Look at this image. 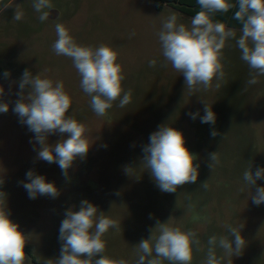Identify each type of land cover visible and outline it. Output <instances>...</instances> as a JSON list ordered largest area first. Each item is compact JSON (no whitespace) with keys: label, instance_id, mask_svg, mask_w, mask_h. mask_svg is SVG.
I'll use <instances>...</instances> for the list:
<instances>
[{"label":"rangeland","instance_id":"1","mask_svg":"<svg viewBox=\"0 0 264 264\" xmlns=\"http://www.w3.org/2000/svg\"><path fill=\"white\" fill-rule=\"evenodd\" d=\"M3 2L8 7L0 10V87L4 90L0 102L7 103L9 110L0 113V191L6 193L10 219L25 233V248L31 249L36 261L46 264L51 259L55 264L66 211H79L87 200L97 207V215L103 212L121 221L119 229L110 228L102 236L104 255L112 259L135 264V246L150 238L157 221L171 219L172 226L197 234L200 244L193 246L191 264H205L209 237L233 239L226 225L241 227L246 246L232 257L217 248L220 264H264V203L257 206L251 198L257 187H264V179L252 188L243 179L247 168L253 173L264 168V76L257 77L254 85L247 83L250 69L241 59L236 40L227 41L223 49L221 87H215L214 79L212 88L201 87L193 93L162 55L158 33L164 20L173 12L179 23L190 25L191 20L171 7L157 11L154 0H51L49 18L41 22L33 0ZM17 9L23 12L19 21L13 19ZM58 23L70 30L78 44L93 48L105 44L118 51L117 62L125 77L122 87L131 90L130 103L120 107L115 101L105 116L93 112L72 60L52 48ZM152 59L157 61L155 67H149ZM26 69L32 76L41 73L54 82L62 81L72 100L66 115L88 129L89 151L74 161L67 176L57 163L37 159L40 146L35 134L13 110ZM29 91L27 86L24 95ZM205 103L216 115L214 125L201 123ZM197 112L195 120L188 115ZM165 124L183 133L185 146L199 164L197 181L178 187L175 193L162 192L143 161L150 135ZM213 130L218 133L215 137ZM67 135H49L48 144L55 145ZM214 152L218 163L210 160ZM29 170L54 183L59 195L29 198L21 184L29 182ZM25 254L26 264H34Z\"/></svg>","mask_w":264,"mask_h":264},{"label":"clouds","instance_id":"2","mask_svg":"<svg viewBox=\"0 0 264 264\" xmlns=\"http://www.w3.org/2000/svg\"><path fill=\"white\" fill-rule=\"evenodd\" d=\"M200 11L190 20V25L179 23L177 13H171L163 22L158 33L164 60L172 68L181 73L186 89L196 92L199 88L205 91L213 86V80L218 81L217 89L223 80V49L226 42L232 39L241 51V59L250 69L249 85L258 83L257 77L264 76V0H196ZM33 9L40 13L39 20L46 21L49 11L53 8L51 0H33ZM8 7L0 0V10ZM233 7H238L234 19L242 24L240 35L237 30L227 27L224 22L213 20L216 13H227ZM23 12L16 10L13 17L19 21ZM56 40L52 45L57 55L68 57L80 76V87L91 98L90 106L97 116H105L113 103L119 100V106L124 107L131 102V90L125 91L122 81L125 79L123 68L117 62L118 51L101 44L98 47L78 44L63 24L55 25ZM134 34V33H133ZM157 61H149V67H155ZM166 66V65H165ZM10 73L4 72L8 77ZM30 86L25 96L23 90ZM20 99L15 102L14 112L20 122L28 126L35 134L39 143L37 159L57 163L62 173L67 176L68 169L77 158L86 157L90 143L87 138V127L73 116L66 115L71 108L72 100L65 91L62 81H53L42 77L41 73L32 76L25 70L19 82ZM0 87V95H3ZM9 105L0 102V113H7ZM201 123L215 124L216 115L212 107L205 103ZM195 120L199 113H188ZM68 134L66 139L49 145L47 137L52 134ZM218 133L213 130L211 136ZM144 165L151 172L157 186L162 192L175 193L178 187L187 183H195L199 172V164H195L196 156L185 146V138L180 130L168 125H161L150 135V142L143 147ZM210 160L218 163L217 152L210 154ZM211 167V165H210ZM131 169H127L129 172ZM29 182L21 181L28 192L29 198L47 195L56 198L59 191L54 183L46 177L29 170L26 173ZM243 179L252 188L256 181L264 179V168H257L255 173L251 167L243 172ZM3 180H0V184ZM208 187V181L202 184ZM254 204L264 203V187H257L252 197ZM92 203L84 200L79 211L69 208L59 229V239L62 241L61 253L55 264H129L124 259H112L104 255L106 241L102 236L110 228L119 229L121 221H116L99 212ZM151 218V214H150ZM168 222L157 221L154 229H150L149 239H143L135 246L138 259L135 264H191L193 246L200 244L196 232L182 231L178 226ZM229 235L209 237L207 258L205 264H220L216 249L232 257L239 256L246 246L241 235V227L226 225ZM26 235L20 226L10 219L7 207L6 193L0 191V264H26ZM197 250L198 247H197ZM99 256L98 259L95 257ZM46 264H52L48 259Z\"/></svg>","mask_w":264,"mask_h":264},{"label":"crops","instance_id":"3","mask_svg":"<svg viewBox=\"0 0 264 264\" xmlns=\"http://www.w3.org/2000/svg\"><path fill=\"white\" fill-rule=\"evenodd\" d=\"M164 4V7H171L173 10L178 11L181 15H184L185 17L192 19L193 16H190L186 13H183L181 9H190L194 12L200 11L199 5L197 4L196 0H167ZM155 2V0H154ZM233 4H236V0H231ZM163 7V9H164ZM162 9V10H163ZM161 10V11H162ZM238 10V7H233L230 9L227 13H216L213 16V20H219L221 22H224L227 27L235 28L237 30V34H240V30L242 29V24H240L239 21L234 19V13Z\"/></svg>","mask_w":264,"mask_h":264},{"label":"trees","instance_id":"4","mask_svg":"<svg viewBox=\"0 0 264 264\" xmlns=\"http://www.w3.org/2000/svg\"><path fill=\"white\" fill-rule=\"evenodd\" d=\"M166 2H168V1H167V0H155L154 4H155V8H156V10H157V11H161V10L163 9L164 4H165ZM181 11H182L183 13H186V14H188V15H190V16H193V17H194V15H195V13H196V12H194V11L188 9V8H187V9H181ZM24 251H25V253H27V254H29V255L31 256L32 261H33L34 264H39V263L36 261L35 257L33 256V253H32V251H31L30 248L27 247V248L24 249Z\"/></svg>","mask_w":264,"mask_h":264}]
</instances>
